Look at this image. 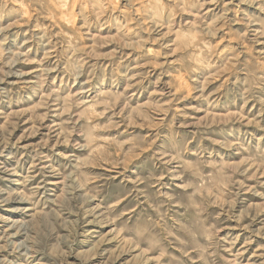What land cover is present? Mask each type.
Instances as JSON below:
<instances>
[{"label":"rangeland","instance_id":"rangeland-1","mask_svg":"<svg viewBox=\"0 0 264 264\" xmlns=\"http://www.w3.org/2000/svg\"><path fill=\"white\" fill-rule=\"evenodd\" d=\"M0 264H264V0H0Z\"/></svg>","mask_w":264,"mask_h":264},{"label":"bare ground","instance_id":"bare-ground-1","mask_svg":"<svg viewBox=\"0 0 264 264\" xmlns=\"http://www.w3.org/2000/svg\"><path fill=\"white\" fill-rule=\"evenodd\" d=\"M17 1V0H16ZM117 2V1H116ZM24 6V5H23ZM72 6V5H71ZM63 17V16H62Z\"/></svg>","mask_w":264,"mask_h":264}]
</instances>
